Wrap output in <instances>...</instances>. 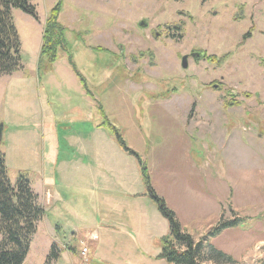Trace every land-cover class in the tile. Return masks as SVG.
<instances>
[{
	"label": "rangeland",
	"instance_id": "obj_1",
	"mask_svg": "<svg viewBox=\"0 0 264 264\" xmlns=\"http://www.w3.org/2000/svg\"><path fill=\"white\" fill-rule=\"evenodd\" d=\"M31 2L38 20L11 12L22 67L0 76L8 178L25 175L45 210L23 264H44L52 243L60 251L50 264H169L159 257L168 223L146 193L143 167L195 238L220 217L243 218L210 242L234 254L230 264H263L264 0ZM56 3L66 49L39 66ZM65 73L93 96L91 121L74 111L90 115ZM46 105L57 119L54 166L44 158Z\"/></svg>",
	"mask_w": 264,
	"mask_h": 264
},
{
	"label": "trees",
	"instance_id": "obj_2",
	"mask_svg": "<svg viewBox=\"0 0 264 264\" xmlns=\"http://www.w3.org/2000/svg\"><path fill=\"white\" fill-rule=\"evenodd\" d=\"M14 8L38 20L31 0H0V76L11 74L22 67L20 40L11 16ZM58 12L59 3H56L44 22L39 66L52 65L57 58V51L66 49L65 29L57 22ZM68 59L69 65L74 68L71 58ZM49 71L51 70H46V72ZM77 77L79 78V75ZM111 128L121 147L136 155L133 150L125 146L115 127ZM142 175L148 197L155 203L157 210L168 223V234L162 239L160 258L169 264H205L208 261L215 264L234 263L230 255L214 247L210 240L222 230L240 224L243 218L220 217L205 235L197 239L181 226L174 211L154 190L145 167L142 169ZM37 198L36 192L33 191L25 175H18L14 182L9 180L3 154L0 153V264H23L31 238L37 230V223L45 213L43 207L38 204ZM59 251V248L52 243L44 264H50L52 260H56Z\"/></svg>",
	"mask_w": 264,
	"mask_h": 264
},
{
	"label": "crops",
	"instance_id": "obj_3",
	"mask_svg": "<svg viewBox=\"0 0 264 264\" xmlns=\"http://www.w3.org/2000/svg\"><path fill=\"white\" fill-rule=\"evenodd\" d=\"M65 75H66V80H64V81L66 83L68 82V84H70L74 88V91H76V93L79 92L80 94L84 95V99H83L78 93L76 94L78 97H80L82 99L83 104H85L86 106L90 107V115L89 116H87L85 114L80 115L78 107H75V110L74 109L73 110L76 111L80 121H83V120L91 121V118H92L91 107L93 106V107L96 108V105L93 102V98H92L93 96H91V94L88 91H86L82 87H80V85H79L80 83H78L79 82V78L77 77L76 74H74L76 79L73 78V76L71 74H66L65 73ZM62 76L63 75L60 74L59 76L56 77V80H55V78L53 77V74H51V75H49L47 77V79L52 81V83L54 82V84L56 86H59L58 82L59 83H61V82L63 83ZM48 97H49V95H48L47 91H44L42 93V99L46 101V99ZM59 100H60V103L64 102V98L63 97L59 98ZM44 103H46V102H44ZM48 106H49V104H48ZM48 106L46 105V109H48V111H49ZM48 111L46 113V110H45V115H46V118H47V121H48L47 122V126H46L47 127L46 140L48 142L49 150L44 155V158H46V160L48 161L47 163L49 165L54 166V162H55V160L57 158V153L55 151V149L57 148V138L54 135V129L53 128L55 126L54 121H56L57 119L54 120V116L51 115L50 111L49 112ZM45 177L48 180V182L51 181L50 182L51 186L55 185V181L52 179L53 174L52 175H47ZM224 252L226 254L230 255L231 257H234V254H231L230 252H228V251H224Z\"/></svg>",
	"mask_w": 264,
	"mask_h": 264
},
{
	"label": "water",
	"instance_id": "obj_4",
	"mask_svg": "<svg viewBox=\"0 0 264 264\" xmlns=\"http://www.w3.org/2000/svg\"><path fill=\"white\" fill-rule=\"evenodd\" d=\"M138 25L139 26H143V27L145 26L143 24V22H139ZM181 66L184 67V68L186 67V56H182V58H181ZM0 134H1V126H0Z\"/></svg>",
	"mask_w": 264,
	"mask_h": 264
},
{
	"label": "built area",
	"instance_id": "obj_5",
	"mask_svg": "<svg viewBox=\"0 0 264 264\" xmlns=\"http://www.w3.org/2000/svg\"><path fill=\"white\" fill-rule=\"evenodd\" d=\"M83 250H84V248H83Z\"/></svg>",
	"mask_w": 264,
	"mask_h": 264
}]
</instances>
